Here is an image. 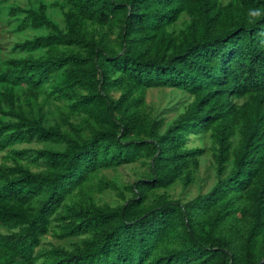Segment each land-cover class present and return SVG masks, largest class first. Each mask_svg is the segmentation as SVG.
<instances>
[{
  "label": "trees",
  "instance_id": "1",
  "mask_svg": "<svg viewBox=\"0 0 264 264\" xmlns=\"http://www.w3.org/2000/svg\"><path fill=\"white\" fill-rule=\"evenodd\" d=\"M37 1L9 15L48 34L0 55V264H264V0ZM3 20L0 3V34ZM158 88L193 97L168 127L146 111ZM18 91L57 102L60 122L16 106ZM204 133L215 186L152 198L195 183L204 150L189 136ZM34 143L63 149H16ZM140 162L150 172L124 189L94 181ZM106 190L123 204L95 203ZM52 233L80 240L41 249Z\"/></svg>",
  "mask_w": 264,
  "mask_h": 264
},
{
  "label": "rangeland",
  "instance_id": "2",
  "mask_svg": "<svg viewBox=\"0 0 264 264\" xmlns=\"http://www.w3.org/2000/svg\"><path fill=\"white\" fill-rule=\"evenodd\" d=\"M224 5L229 3L231 0H220ZM53 1L46 0V4H50ZM2 9L4 12V20L2 24V30L0 34V55L2 59L9 58H25L26 54H19L15 51V45L25 40L33 39L38 35L48 34L49 31L42 30L36 31L33 29L18 32L17 31V19L10 17L9 8L20 7L22 9L34 8L38 6L37 0H0ZM50 6V5H49ZM50 17L57 23L63 26V16L59 8L49 9ZM22 18V16H21ZM187 18L177 23L172 30L179 31L183 28L184 22ZM40 53H37L35 57H39ZM116 97L120 94L116 93ZM17 102L16 106H23L26 111H34L36 113L41 112L45 117L47 126H55L60 122L58 113V107L60 106L57 102L52 99H47L45 95L40 94L39 97L33 98L25 91H18L16 93ZM193 101V97L185 94L179 90H173L168 88L151 89L147 92L146 98V111L147 114L158 120H164L165 126L171 125L176 121L180 115L186 111L188 105ZM244 103L241 101L240 104ZM3 106H7L6 103ZM9 119L10 117H5ZM191 143L190 148H200L204 150V154L200 157V168L196 174V181L188 189H184L182 183H178L169 190H161L153 193L152 198L160 194L166 193L171 199L181 200L188 202L195 199L200 194L208 193L217 183L215 161L213 158L212 151V138L211 133H204L202 135H191L189 136ZM237 144V140H235ZM53 148L56 150H62L63 147L52 144H31L21 145L16 147L18 150L29 149V150H43ZM9 152L0 153V164L12 165V162L8 158ZM35 172L40 170L33 168ZM150 172L149 162H140L133 165L122 166L119 168L106 169L100 172L95 178V182L101 179L109 180L114 182L116 185L124 189L126 186H131L135 182L144 179L145 175ZM95 203L103 205L109 204L111 206H118L123 204L116 192L106 190L103 193L93 192L91 194ZM126 196L130 198L132 194L127 193ZM80 239H66L59 240L55 237L54 233L44 237L41 242V249H49L51 246H61L67 249H71L75 242Z\"/></svg>",
  "mask_w": 264,
  "mask_h": 264
}]
</instances>
